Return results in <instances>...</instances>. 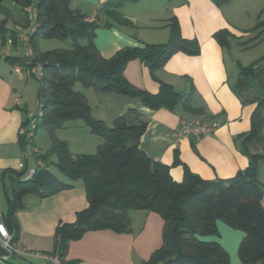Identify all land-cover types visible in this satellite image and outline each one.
<instances>
[{"label": "crops", "instance_id": "0c3cea01", "mask_svg": "<svg viewBox=\"0 0 264 264\" xmlns=\"http://www.w3.org/2000/svg\"><path fill=\"white\" fill-rule=\"evenodd\" d=\"M105 1L70 0V8L91 16ZM120 13L132 26L98 28L93 42L100 56L109 59L123 48L164 44L169 38L167 24L175 18L181 37L197 41L198 54L173 53L164 66L154 72L156 80L143 63L132 60L125 66L123 77L134 88L150 94L158 92V82L168 84L175 91L190 95L191 106L201 108L203 115L195 117L180 106L174 111L151 110L138 98L84 88L75 83L73 88L85 97L91 116L111 126L115 118L134 110L146 121L138 148L150 160L168 166L175 182H181L184 166L203 180H228L247 168L250 156L259 158L257 178L263 190L261 205L264 208V103L256 111L261 126L254 138L243 146L244 137L251 130V117L258 103L264 100V0H230L223 5L210 0H137L123 5ZM26 30L19 23L9 29L2 45L6 51L0 57V223L8 209V188L13 173L35 167L34 161L27 164L23 161L18 130L26 122L27 112L36 108L39 89L32 98L36 89L27 79L32 77L13 71L24 57L22 52L20 54L24 46L18 37ZM220 31L229 34L228 47L220 46L214 38ZM47 40L39 41L40 51L59 49L54 44L50 47ZM181 120L217 122L219 126L195 142L191 137L179 135ZM39 128L40 121L33 145L45 153L50 149V139L48 133ZM55 136L67 144L73 155L94 154L102 142L79 120L66 122L55 131ZM53 161L54 158L49 159ZM48 170L55 176L53 166ZM66 183L71 187L44 198L23 197V208L14 213V218L17 240L26 249L50 253L57 224L74 222L76 213L88 206L82 181ZM127 218L129 232H87L69 243L66 260L76 264H142L148 261L162 245L163 221L156 213L144 210H129ZM216 227L217 236H198V240L217 243L227 253L230 264H240L237 250L243 232L221 221L216 222ZM27 264L49 263L31 259Z\"/></svg>", "mask_w": 264, "mask_h": 264}, {"label": "trees", "instance_id": "16d2710c", "mask_svg": "<svg viewBox=\"0 0 264 264\" xmlns=\"http://www.w3.org/2000/svg\"><path fill=\"white\" fill-rule=\"evenodd\" d=\"M136 1L106 0L96 12L95 21L88 22V15L70 8V0H13L29 15V20L32 17L26 9L35 11L32 20L36 29L29 42L34 62L42 64L44 69L43 78L38 80V99L42 100L44 112L40 127L48 133L51 146L38 155L43 167H36L32 178L22 180L26 170L13 173L3 224L17 240L14 213L23 208V197L35 195L44 198L71 187L70 183L57 179L48 170L51 165L69 182L81 180L88 202L85 209L76 213L74 222H59L55 227L53 249L48 254L56 255L61 264H76L66 260L68 245L87 232H129V210L153 212L163 221L162 245L142 264H230L220 245L198 240V236H217V221L243 232L244 237L237 250L240 264H264L263 190L257 178L259 158L250 156L247 168L228 180H203L184 166L181 182H175L169 175L168 166L150 160L138 148V140L146 128V121L139 114L128 110L115 118L111 126H106L91 116L85 97L73 88L75 83H79L84 88L138 98L151 110L164 108L174 111L180 106L195 117L203 115L201 108L191 106L190 95H183L168 84L158 82V92L150 94L134 88L123 77L125 66L132 60L143 63L156 80L154 72L162 68L173 53L198 54L197 41L181 37L175 18L167 24L169 38L164 44L123 48L109 59L100 56L93 42L95 31L100 27L132 26L122 16L120 8ZM210 1L223 5L230 0ZM5 13L7 9L0 0V15ZM4 22L0 21L1 45L9 32ZM229 37L226 31L214 35L223 47H228ZM41 39H70L72 46L42 52L38 49ZM4 59L13 63L8 58ZM23 62L24 58L20 65ZM242 72L247 70L242 69ZM263 103L264 100L258 103L251 117V130L243 136L244 147L261 126L256 111ZM76 120L101 138L102 142L94 154L73 155L67 144L56 138V130L66 122ZM191 140L196 142L193 138ZM20 143L23 147V137ZM174 157L176 165L177 152ZM50 158H54L52 163Z\"/></svg>", "mask_w": 264, "mask_h": 264}, {"label": "built area", "instance_id": "2783aa9c", "mask_svg": "<svg viewBox=\"0 0 264 264\" xmlns=\"http://www.w3.org/2000/svg\"><path fill=\"white\" fill-rule=\"evenodd\" d=\"M34 19L35 11L32 8L26 9ZM96 19V14L88 16L86 21L93 22ZM36 26L33 25L26 30V32L19 35V40L25 48L24 62L22 65L13 67V71L17 74H23L26 77H34L37 80H41L44 76L43 65L34 62L33 50L30 45L29 39L32 33L35 31ZM40 98V97H39ZM43 105L42 100L38 99L37 106L34 110L28 111L26 114V122L20 126L18 130V136L23 137L24 144L22 147V157L24 162L34 161L35 167H27L25 174L22 176V180H29L35 174L36 167H43L42 161L38 158L41 154L33 145V139L37 130L38 122L43 118ZM219 124L212 122L206 124L198 120H181L179 127V135L191 137L198 141L203 136L211 134ZM31 259H41L49 264H61L59 258L54 255L51 256L47 253L31 251L23 247L18 240L14 239V234L0 223V264H8L12 260L21 264H27Z\"/></svg>", "mask_w": 264, "mask_h": 264}, {"label": "rangeland", "instance_id": "374dc122", "mask_svg": "<svg viewBox=\"0 0 264 264\" xmlns=\"http://www.w3.org/2000/svg\"><path fill=\"white\" fill-rule=\"evenodd\" d=\"M3 5L7 9V14L5 13V14L0 15V21L1 20L6 21V22H4V26L6 29H14L15 23H19V24L23 25L25 30L30 28L33 25V20L32 19L29 20L30 19L29 15L25 14L20 7H17L18 5H15L13 3V0H3ZM172 13H173V11H172ZM0 42H1V39H0ZM47 42H48L47 44L49 46L54 44V45H57L58 46L57 48H59V49H67V48H70L72 46V42L70 39L65 40V41L56 40V39H48ZM5 51H6L5 46L2 47V45H0V57L1 58L4 56ZM24 51H25V48L20 50V54H21V52L24 54ZM27 79H29V81H31L35 86L36 92H34V94L32 95V98H35L36 93H37L38 89L40 88L39 81L37 79H35L34 77L27 78ZM27 96H30L29 92L27 93ZM39 129L41 131L44 128L40 127ZM50 146H51V143H50ZM54 174L59 180L65 181V182L68 181L63 175L59 174L55 170H54ZM237 231H239V230H237ZM239 232H241V231H239ZM242 236H243V233H242Z\"/></svg>", "mask_w": 264, "mask_h": 264}]
</instances>
